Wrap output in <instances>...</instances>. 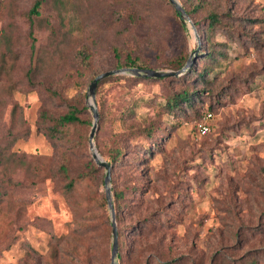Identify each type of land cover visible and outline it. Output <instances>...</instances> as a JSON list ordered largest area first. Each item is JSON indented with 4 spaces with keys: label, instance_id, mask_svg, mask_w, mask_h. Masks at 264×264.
Returning <instances> with one entry per match:
<instances>
[{
    "label": "rangeland",
    "instance_id": "1",
    "mask_svg": "<svg viewBox=\"0 0 264 264\" xmlns=\"http://www.w3.org/2000/svg\"><path fill=\"white\" fill-rule=\"evenodd\" d=\"M36 1L42 2L40 14L30 25L26 14ZM46 1L0 0V34L10 38L14 57L6 60L14 63L11 80L19 84L8 94L0 92V145L18 105L21 118L13 131L18 140L10 151L53 164L51 176L37 184L23 170L0 176V249L12 242L0 253V264H51L52 248L58 264H110V213L97 207L105 196L100 182L105 170L70 199L56 174L65 163L75 177L87 156L92 159L88 86L128 57L163 72L172 71L171 61L186 57L191 68L212 12L225 26L211 43L225 44L228 59L217 71V89L211 97L205 93L202 104L178 118L159 106L178 90L179 80L113 75L96 90L95 106L103 116L96 150L102 159L115 149L125 151L111 170L110 189L111 196L124 192L117 231L132 233L129 250H122L121 259L118 254L116 264H264V0H177L192 23H200L199 39L168 0L130 1L111 12H94L70 34ZM47 21L56 25L57 45ZM36 63L43 71L21 84ZM209 106L210 130L201 135L198 124ZM72 107L80 109L86 124L66 126L60 141L38 132L43 112L57 117ZM149 127L151 138L145 134Z\"/></svg>",
    "mask_w": 264,
    "mask_h": 264
},
{
    "label": "trees",
    "instance_id": "2",
    "mask_svg": "<svg viewBox=\"0 0 264 264\" xmlns=\"http://www.w3.org/2000/svg\"><path fill=\"white\" fill-rule=\"evenodd\" d=\"M46 1V0H45ZM132 1L133 3L138 4V0H50L48 4L50 5V9L56 14L58 19V25L65 27V34H70L80 23V20L86 19L85 17H90L93 14H101L105 12H111L113 9L125 5ZM47 2V1H46ZM169 2V0H168ZM170 3V2H169ZM42 2L36 1L33 7L26 14L27 19L30 21V25L32 24V18L34 16H39L40 8ZM200 6V5H199ZM186 14L190 16V12L187 11L184 7ZM107 10V11H106ZM175 11V10H174ZM96 12V13H94ZM175 15L178 17L179 15L175 11ZM227 18H231L227 16ZM221 16L215 12H212L208 15L206 26L202 28V47L200 51L197 53V60L194 65L183 75L178 77H165V78H155V81H180L181 85L177 91L173 94L164 97V101L159 103V106L163 108V110L167 111L173 117H180L186 114L189 110L193 109L196 106V103L202 104V96L206 93L209 94V97L212 96V92L216 86V78L217 71L222 69L224 62L228 59V54L226 52L225 44H213L211 43V37L214 32L218 30V28H223L225 25L222 24L220 20ZM200 23L194 22V26L199 28ZM229 25V24H228ZM47 26L50 30V33L53 35V40L55 41V45L58 44V31L56 29V25L50 21H47ZM232 29V27L229 25ZM229 28V29H230ZM199 31V29H198ZM31 30L29 32V36H31ZM10 38L5 34H0V84L4 81L9 82L6 88L0 87L1 93H10L12 90L18 87L16 82H12L11 80V72L14 68V63L9 64L8 60H6V56L10 55V58L14 56L11 55L12 50L8 46L10 43ZM65 38L62 41H59L60 45L65 44ZM216 47V48H215ZM33 48V46H32ZM238 55H242L241 52L237 53ZM186 57L178 58L174 61H171L168 66L173 72L181 70L185 66ZM117 69L120 68H138V69H146V66L142 64L139 59L128 57L124 64H118ZM43 71L40 63H36V66L30 68L28 72L25 73L26 80H19L21 84L23 83H31L34 78ZM194 80V82H191ZM102 80L99 84L104 82ZM178 81V82H179ZM98 84V85H99ZM97 85V88H98ZM195 85H201V89L192 88ZM96 88V90H97ZM4 103V101H0V106ZM131 107L128 109L130 110ZM20 107L15 105L11 111V121H10V130H8V138L5 141V144L0 145V176H11L17 170H23L26 174L32 177V183L37 184L38 182H42L49 178L52 174L53 164L48 163V159L41 158L29 161V157L24 153H14L11 152V148L18 140V137L14 135L13 131L16 129V126L19 125V120L21 118L20 115ZM83 112L87 110V107L83 106ZM129 115L133 114L132 111L127 112ZM212 114V106L207 107L204 115ZM100 119L103 118L101 114H98ZM41 121L43 127H38V132L43 133L48 140L50 141H60L64 136V129L66 126L73 125H82L86 124L83 119L80 117V109L77 107H72L67 113L60 116H52L50 113L43 112L41 114ZM88 124V122H87ZM167 126H172L168 124ZM92 127V122L90 124ZM152 127L145 128V134H147L148 138L152 137ZM98 131V130H97ZM27 135V133H26ZM100 156L103 157V153L100 151ZM149 154V151H147ZM125 156V151L122 149H115L109 155L108 159H102L106 163L111 166V170L117 164H121L123 158ZM88 162L86 167L83 169L81 173H79L75 177H70L68 174L67 166L65 163L59 164L56 170V174L62 179V193L68 199L74 196L77 189L85 183L87 180H93L94 176H98L103 172V168L98 167L95 162L91 159L90 156H87ZM101 184H104V179H102ZM134 191V190H133ZM124 192L122 191H114L112 194V203L115 210L116 221L120 223L122 221V213L124 212ZM98 208L108 210L106 197L101 198L99 203L97 204ZM111 224V223H110ZM43 226V225H38ZM129 232L128 228L126 230H122V232L117 231L118 235V258L121 259V252L123 249H128V232L131 234L132 229ZM124 237V242H123ZM12 245L11 243H7L5 247L0 249V253L9 249ZM52 252L49 254L51 258V264H58L56 248H52ZM250 264H256L254 260L250 262Z\"/></svg>",
    "mask_w": 264,
    "mask_h": 264
},
{
    "label": "water",
    "instance_id": "3",
    "mask_svg": "<svg viewBox=\"0 0 264 264\" xmlns=\"http://www.w3.org/2000/svg\"><path fill=\"white\" fill-rule=\"evenodd\" d=\"M170 4L173 6L176 13L179 15L183 23H188L193 30L197 39H199L196 28L188 15L186 14L183 7L178 3L177 0H169ZM200 46V45H199ZM199 46L197 50L194 52L196 54L199 50ZM190 61L179 71L173 72H163V71H155L151 69H138V68H120L112 71H107L97 75L89 84L87 89V106L89 111L92 114V127L89 134V149L95 164L103 168L105 170L104 176V187H105V197L107 201V207L110 213V222L112 227V242H111V258L110 264H116V258L118 256V235H117V227L115 221V210L112 203L111 189H110V181H111V166L102 160L96 147L94 145V138L96 132L98 130V119L99 115L95 106V93L97 85L104 79L111 77L113 75H131L135 77H143V78H165V77H178L184 74L190 68Z\"/></svg>",
    "mask_w": 264,
    "mask_h": 264
},
{
    "label": "built area",
    "instance_id": "4",
    "mask_svg": "<svg viewBox=\"0 0 264 264\" xmlns=\"http://www.w3.org/2000/svg\"><path fill=\"white\" fill-rule=\"evenodd\" d=\"M211 118L212 114H208L205 116L204 121L198 124V131L201 135H206L209 132L210 128L208 121H210Z\"/></svg>",
    "mask_w": 264,
    "mask_h": 264
}]
</instances>
